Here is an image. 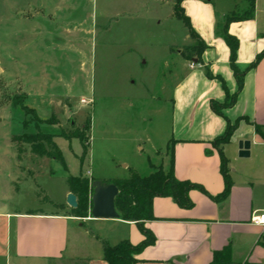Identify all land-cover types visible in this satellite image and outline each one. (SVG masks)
I'll return each mask as SVG.
<instances>
[{
    "label": "rangeland",
    "instance_id": "374dc122",
    "mask_svg": "<svg viewBox=\"0 0 264 264\" xmlns=\"http://www.w3.org/2000/svg\"><path fill=\"white\" fill-rule=\"evenodd\" d=\"M177 1L0 0V210L53 211L70 177L113 183V175L128 174L124 164L139 175L157 167L162 131L149 110L162 102L169 52L185 39L173 14ZM26 133L60 135L53 141L66 169L12 142ZM35 144L47 146L39 137ZM87 180L80 206L88 216ZM72 209L65 205L80 218Z\"/></svg>",
    "mask_w": 264,
    "mask_h": 264
},
{
    "label": "crops",
    "instance_id": "0c3cea01",
    "mask_svg": "<svg viewBox=\"0 0 264 264\" xmlns=\"http://www.w3.org/2000/svg\"><path fill=\"white\" fill-rule=\"evenodd\" d=\"M214 1L180 0L194 36L184 25V41L167 57V75L159 89L162 102L149 110L157 115L156 126L162 131L163 152H156V166L167 171L172 159L175 177L198 184L205 192L189 191L191 208L180 207L169 196L153 198V218L143 224L155 239L137 255L135 264H210L213 252L226 246L231 264H264V231L250 221L264 210V55L245 74L235 103L223 109V116L213 112L211 100L222 102L226 92L237 89L222 26L227 16L246 7L244 0ZM227 32L238 40L235 62L242 70L264 49V0H255L251 18L229 22ZM196 40L205 44L199 60L183 58L180 50ZM227 122L236 124L229 141L215 145ZM241 140L250 142L246 157L239 156ZM154 150V145L147 149V161ZM221 154L231 187L225 199L216 201L211 196L225 185ZM123 166L128 174L117 173L115 179L130 177L133 167ZM68 192L69 188L53 211L0 210V259L5 264H105L103 242L115 245L127 239L137 244L143 239L134 221L69 215Z\"/></svg>",
    "mask_w": 264,
    "mask_h": 264
},
{
    "label": "trees",
    "instance_id": "16d2710c",
    "mask_svg": "<svg viewBox=\"0 0 264 264\" xmlns=\"http://www.w3.org/2000/svg\"><path fill=\"white\" fill-rule=\"evenodd\" d=\"M246 2V7L243 10L235 11L227 16L224 20L222 26L223 37L229 47V64L233 71L237 89L233 94L226 92L225 99L222 102L215 100L210 101V107L213 112L223 116V109L231 107L237 98V95L241 91L244 83V76L252 69L257 62L264 55V49L259 52L255 59L244 69H239L236 65V52L238 48V40L234 36L227 32V25L231 21H240L244 19H249L253 16V11L255 7V0H244ZM173 14L175 17L183 22V24L188 28L189 34L194 36L187 18L181 12L180 0L177 1V5L173 6ZM205 48V44L202 41L196 40L195 44L192 46L183 47L180 50V54L185 59L197 58L199 60V55L201 51ZM208 74V73H207ZM210 75V74H209ZM223 88L225 89L224 82L222 81ZM226 91V89H225ZM20 103V102H19ZM47 124L55 123V120H47ZM236 124H230L227 122L226 129L221 136L214 139V144L226 143L229 141L231 134L235 129ZM90 128V121L86 119L85 129ZM258 130V129H257ZM55 136L52 133H40L31 134L26 133L19 136H13L12 142L19 140L21 143H28L30 145L31 151L38 152L39 155L47 156L59 162L66 169L64 158L53 141ZM44 139L47 142V146L40 144H35L37 138ZM72 137L78 138L82 143L84 137L80 133L75 132ZM81 159L87 151L85 144L82 145ZM40 148V149H39ZM19 150L20 148L17 147ZM221 169L224 173L225 185L221 193L216 196H211L216 201H221L227 197L231 187V180L226 174V159L221 154ZM69 190L76 196L77 207L72 209V213L76 216L86 217L87 211L80 206V204L85 200V194L89 181L82 177L81 175L77 177H70L68 179ZM110 183V182H103ZM118 188V194L115 197V208L119 213V218L134 221L137 223L140 231L143 234V239L137 243L132 244L129 240L124 239L115 245H110L107 242H103V253L105 264H135L137 263V255L142 251L143 248L152 244L154 242L153 233L144 226V221L152 219V200L156 196H169L171 197L180 207L191 208L193 202L189 197V191L191 189L197 188L203 192L205 190L188 180L177 179L173 173L172 169V159L170 162V167L167 171H164L161 166L154 167L149 173L145 175H139L137 173H132L128 179H116L113 182ZM93 191V189L91 188ZM230 248L228 246L221 250L213 252V258L210 264H231Z\"/></svg>",
    "mask_w": 264,
    "mask_h": 264
},
{
    "label": "water",
    "instance_id": "95a60500",
    "mask_svg": "<svg viewBox=\"0 0 264 264\" xmlns=\"http://www.w3.org/2000/svg\"><path fill=\"white\" fill-rule=\"evenodd\" d=\"M194 61H196L194 59ZM249 140H241L238 143L239 156L249 155ZM93 189L91 195V208L89 215L92 218H119V213L115 208V197L118 194V188L114 183H103L101 180L93 179L91 181ZM66 203L70 208L77 207L76 196L72 192L66 195Z\"/></svg>",
    "mask_w": 264,
    "mask_h": 264
},
{
    "label": "built area",
    "instance_id": "2783aa9c",
    "mask_svg": "<svg viewBox=\"0 0 264 264\" xmlns=\"http://www.w3.org/2000/svg\"><path fill=\"white\" fill-rule=\"evenodd\" d=\"M253 224L261 227V229L264 231V210L260 211V212H255L252 216H251V220H250ZM262 237L264 238V233L262 235Z\"/></svg>",
    "mask_w": 264,
    "mask_h": 264
}]
</instances>
